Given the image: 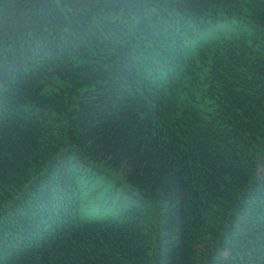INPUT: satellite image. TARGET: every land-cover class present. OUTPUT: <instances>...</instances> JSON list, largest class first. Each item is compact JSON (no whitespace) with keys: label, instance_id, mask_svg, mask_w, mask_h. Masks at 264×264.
Masks as SVG:
<instances>
[{"label":"trees","instance_id":"trees-1","mask_svg":"<svg viewBox=\"0 0 264 264\" xmlns=\"http://www.w3.org/2000/svg\"><path fill=\"white\" fill-rule=\"evenodd\" d=\"M0 264H264V0H0Z\"/></svg>","mask_w":264,"mask_h":264}]
</instances>
